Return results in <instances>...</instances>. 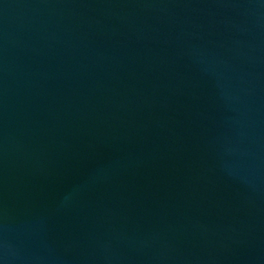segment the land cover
<instances>
[{"label":"water","instance_id":"95a60500","mask_svg":"<svg viewBox=\"0 0 264 264\" xmlns=\"http://www.w3.org/2000/svg\"><path fill=\"white\" fill-rule=\"evenodd\" d=\"M0 264H264V0H0Z\"/></svg>","mask_w":264,"mask_h":264}]
</instances>
